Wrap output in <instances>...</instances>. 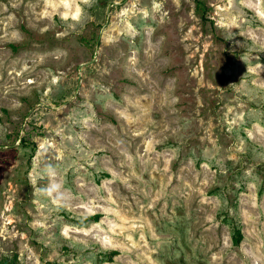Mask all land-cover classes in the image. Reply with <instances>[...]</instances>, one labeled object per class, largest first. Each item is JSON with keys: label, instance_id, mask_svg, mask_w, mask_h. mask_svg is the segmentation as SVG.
Instances as JSON below:
<instances>
[{"label": "rangeland", "instance_id": "1", "mask_svg": "<svg viewBox=\"0 0 264 264\" xmlns=\"http://www.w3.org/2000/svg\"><path fill=\"white\" fill-rule=\"evenodd\" d=\"M200 2L0 0V264H264V0Z\"/></svg>", "mask_w": 264, "mask_h": 264}, {"label": "trees", "instance_id": "2", "mask_svg": "<svg viewBox=\"0 0 264 264\" xmlns=\"http://www.w3.org/2000/svg\"><path fill=\"white\" fill-rule=\"evenodd\" d=\"M196 2L198 4V6L201 3L200 0H196ZM236 234H237V237L235 238L234 242H235L236 245H239L240 242H241V239H242L243 235H242L241 231L238 228H236Z\"/></svg>", "mask_w": 264, "mask_h": 264}]
</instances>
